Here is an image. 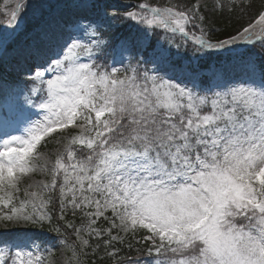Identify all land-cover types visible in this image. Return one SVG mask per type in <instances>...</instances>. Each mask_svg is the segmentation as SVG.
<instances>
[{
    "label": "snow or ice",
    "instance_id": "6c2138e0",
    "mask_svg": "<svg viewBox=\"0 0 264 264\" xmlns=\"http://www.w3.org/2000/svg\"><path fill=\"white\" fill-rule=\"evenodd\" d=\"M217 2L221 10L251 7ZM111 7L23 0L0 24V264H45L49 241L25 226L51 224L57 205L63 231L51 230L71 252L66 264H82L92 240L114 257V244L140 231L149 264H264V27L259 52L208 70L193 63L232 52L238 41L254 48L250 33L264 26V7L254 23L214 42L199 0ZM30 8L33 39L13 66ZM124 25L128 32L117 35ZM72 130L54 160L40 152L52 134ZM37 172L50 179L21 197ZM69 212L86 222L68 220ZM101 219L106 228L97 227Z\"/></svg>",
    "mask_w": 264,
    "mask_h": 264
},
{
    "label": "trees",
    "instance_id": "16d2710c",
    "mask_svg": "<svg viewBox=\"0 0 264 264\" xmlns=\"http://www.w3.org/2000/svg\"><path fill=\"white\" fill-rule=\"evenodd\" d=\"M3 0H0V3ZM23 2V0H19ZM54 1L59 0H44V2L52 3ZM62 1V0H60ZM59 1V2H60ZM130 1V0H127ZM136 4H139L141 2H145V0H132ZM195 0H146L147 3L150 5H156V6H170V5H181V6H187L190 7L193 5ZM37 0H29V3H36ZM101 3L111 5L112 7L108 9L109 12L113 10H119L121 12L133 10L132 7L125 8L118 3H116L114 0H100ZM226 2V0H225ZM249 3L251 7H248L246 10L236 9L235 11H229L227 8L221 10V8L217 4V21L216 22H207L205 19L203 21V29L205 32V37L207 39H217L222 38L227 35H230L234 33L237 29H239L241 26L246 24L254 15L258 13L259 10H261L262 7H264V0H249ZM134 6V5H131ZM138 10V9H137ZM34 12V9H29L27 13L23 16L26 18L27 16H32ZM216 13V12H215ZM32 22L35 23L34 17L32 18ZM131 25H134L135 22H129ZM199 23V22H197ZM129 25H124L117 31V35L119 34H126L128 32ZM196 33L200 34V28L197 27L193 29ZM169 38L171 37V34H169ZM155 39V37L153 38ZM175 43L179 44L181 46L180 50L184 51V39L177 35L175 37ZM260 51V44H256L255 47L251 46L246 51ZM244 51V53L246 52ZM111 53L108 54L107 57H105L102 61H109L111 59ZM193 55L191 48L189 47L186 56L183 59L184 63L189 62V57ZM230 57V55H227V58ZM220 59L219 55H211V56H203L200 57L197 61H194L193 63H198L200 66V69H209L212 62H218ZM82 222V219L80 218L77 222H74L77 225H80ZM100 224L104 225L106 222L101 219L98 221ZM44 226H48L46 223ZM146 231H140L137 234L143 235ZM130 234L128 235V239L125 240L123 243H115L114 248L118 250V254L114 257H109L106 252H112L113 248L105 249L103 242L99 240H92V247L88 248L85 252L81 253L80 259L82 261V264H118V262L125 261L128 259H140V260H146L150 261L151 257L148 254L147 248L150 246L146 244V242L142 241V237H140V240L134 241L130 237ZM99 244L100 247L97 249L96 245ZM153 255H155L153 253Z\"/></svg>",
    "mask_w": 264,
    "mask_h": 264
},
{
    "label": "rangeland",
    "instance_id": "374dc122",
    "mask_svg": "<svg viewBox=\"0 0 264 264\" xmlns=\"http://www.w3.org/2000/svg\"><path fill=\"white\" fill-rule=\"evenodd\" d=\"M17 2H20V1L19 0H7V2H4L2 4V6H3L2 12L4 14L0 18V22H2L1 24H4L7 21L6 20L7 16L11 14V11L13 10V8L15 7V4ZM20 3H22V2H20ZM196 3H197V1H196ZM199 3H200V12L202 13V16L205 17L208 20V22H216L217 16L215 13L216 10L214 9V7L216 5V0H199ZM52 12H53V14H56L57 9L55 7H53ZM65 18H67L66 14H65ZM21 25H22V27H24L23 23H21ZM24 29H25V27H24ZM25 31H26V29H25ZM27 34H28L27 38L30 39V43H31L32 39H33L32 33H30V34L27 33ZM26 47L27 46H23L22 43H20L19 50L17 52L13 53L15 55H20L22 57L21 63H23V58L26 54L25 53ZM11 54L12 53H10V55ZM232 56L233 57L237 56V53L232 54ZM224 60L225 59L220 60L219 64L228 61V60H226V61H224ZM215 65H218V64H215ZM116 66L119 67L120 65H116ZM46 78H49V77H46ZM75 133H76V130H72L71 132L61 131V132H58L57 134H55L53 136L48 137L46 140V143H44L40 146V149H39L40 152L47 154V156L49 157L50 160H54L56 153L63 151L64 145L67 143L66 137H70L71 135H74ZM48 178H50V177H48ZM40 180H47V176L43 175L40 172H37V173L31 175L30 177L26 178L20 186L21 192L23 193L24 188L27 187L29 184H32L34 182H38ZM21 192H20V194H21ZM57 212H58V216L55 219L59 221V209H58V207H57ZM68 214H69L68 216L70 217L71 216L70 212ZM109 215H110V213H109ZM77 216L81 217L79 213H77ZM106 227H107V225L104 228H106ZM33 235L38 236L40 239H42V237H43L39 232L34 233ZM137 240H138V238H134V241H137ZM52 245H56V247H52ZM49 248L51 251V255H48L47 253H45V256L47 257L45 264H66L67 257H69L71 255V253L68 249L65 248L64 245H60L56 242L55 243H49ZM125 261H129V260H125ZM130 261H132L133 264H135V262L139 261V259L130 260ZM139 264H149V262L141 263V261H139Z\"/></svg>",
    "mask_w": 264,
    "mask_h": 264
},
{
    "label": "bare ground",
    "instance_id": "6f19581e",
    "mask_svg": "<svg viewBox=\"0 0 264 264\" xmlns=\"http://www.w3.org/2000/svg\"><path fill=\"white\" fill-rule=\"evenodd\" d=\"M261 29H262V27L260 28V25H257V27L255 29H253L252 32L250 33V37L253 38V39H256L255 38L256 37V34L259 33V32H261ZM20 59H21L20 56H12V58L9 60V63L11 65L15 66L16 63H17V61H20ZM9 75L11 77V76H14L15 73L12 72Z\"/></svg>",
    "mask_w": 264,
    "mask_h": 264
}]
</instances>
